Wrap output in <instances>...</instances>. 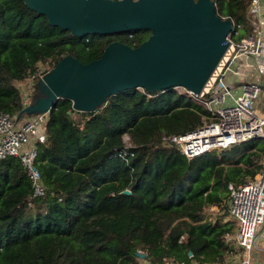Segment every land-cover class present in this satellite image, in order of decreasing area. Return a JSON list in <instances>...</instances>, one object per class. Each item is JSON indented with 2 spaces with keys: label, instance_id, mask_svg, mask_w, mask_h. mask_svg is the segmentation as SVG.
<instances>
[{
  "label": "trees",
  "instance_id": "obj_1",
  "mask_svg": "<svg viewBox=\"0 0 264 264\" xmlns=\"http://www.w3.org/2000/svg\"><path fill=\"white\" fill-rule=\"evenodd\" d=\"M213 2L218 15L249 31L251 0ZM150 33L77 36L24 0H0V111L23 108L15 81L38 63L45 71L66 55L86 63L113 40L135 47ZM38 82L30 103L43 95ZM75 113L67 97L49 110L36 160L44 195L32 197L18 157L0 161V264H141L138 249L150 264L189 263V252L200 262L224 263L238 250L226 241L237 228L228 184L258 173L262 138L186 157L163 137L194 129L209 111L173 87L121 90L82 111V127Z\"/></svg>",
  "mask_w": 264,
  "mask_h": 264
},
{
  "label": "water",
  "instance_id": "obj_2",
  "mask_svg": "<svg viewBox=\"0 0 264 264\" xmlns=\"http://www.w3.org/2000/svg\"><path fill=\"white\" fill-rule=\"evenodd\" d=\"M24 1L51 24L77 36L130 29L151 33L135 47L113 40L86 63L64 56L38 82L43 95L19 115L50 110L59 97L70 98L77 110L93 111L124 89L183 85L198 92L223 55L232 25L231 19L216 13L213 0Z\"/></svg>",
  "mask_w": 264,
  "mask_h": 264
},
{
  "label": "built area",
  "instance_id": "obj_3",
  "mask_svg": "<svg viewBox=\"0 0 264 264\" xmlns=\"http://www.w3.org/2000/svg\"><path fill=\"white\" fill-rule=\"evenodd\" d=\"M248 16L250 29L244 34L241 25L232 22L225 36L228 45L200 91L183 85L173 86L209 111L194 129L163 137L164 144L175 145L188 158L249 139L262 138L264 141V0H251ZM46 72L38 63L26 78L15 81L23 108L30 104L35 81L42 79ZM21 84L25 88L21 89ZM261 100L262 105L259 104ZM20 111H0V161L7 156L18 157L31 180L32 197L42 196L48 188L36 160L38 144L47 137L45 124L49 110L19 115ZM79 111L82 127L83 115ZM125 143L130 144L129 137ZM260 164L253 178L228 184L229 217L235 219L237 228L226 241L238 248L229 256L236 258L224 263L200 262L189 252V263L168 261L164 264H255L252 250H264L257 241L261 235L258 228L264 224V157ZM138 253L145 264H150L144 250L138 249Z\"/></svg>",
  "mask_w": 264,
  "mask_h": 264
},
{
  "label": "rangeland",
  "instance_id": "obj_4",
  "mask_svg": "<svg viewBox=\"0 0 264 264\" xmlns=\"http://www.w3.org/2000/svg\"><path fill=\"white\" fill-rule=\"evenodd\" d=\"M47 67L46 66V64L45 63H41V67ZM40 81V80H39ZM35 84V83H34ZM37 85V84H36ZM20 88L22 89V88H25L22 84L20 85ZM34 88V87H33ZM261 97H263L262 95H261ZM260 105H262L263 103H262V100H261V102L259 103ZM74 115H78L79 116V114H77V113H75ZM125 140L127 141L128 140V137L127 136H125ZM211 210H214V212H215V208H213V209H211ZM258 231L260 232L261 231V235L259 236V238H258V244L260 245V246H262V247H264V224H260V226H259V228H258ZM252 255H253V258H252V262L253 263H255V264H261V263H264V250H259V249H257V248H254L253 250H252V253H251ZM234 258H236V256H232V257H228V259H227V262H230L231 260H233ZM141 264H145V261L142 259V261H141Z\"/></svg>",
  "mask_w": 264,
  "mask_h": 264
}]
</instances>
